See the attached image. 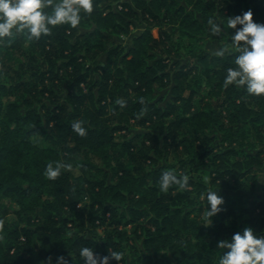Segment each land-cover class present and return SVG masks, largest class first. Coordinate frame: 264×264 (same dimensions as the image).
<instances>
[{"label":"trees","instance_id":"1","mask_svg":"<svg viewBox=\"0 0 264 264\" xmlns=\"http://www.w3.org/2000/svg\"><path fill=\"white\" fill-rule=\"evenodd\" d=\"M248 10L264 23V0H93L76 27L0 39V264H86L85 246L125 253L110 264H219V240L264 235V95L224 84L238 54L227 21ZM138 26L130 45L117 40ZM223 39V57L201 45ZM55 162L66 167L50 179ZM169 169L190 187L161 191ZM208 190L225 201L212 223Z\"/></svg>","mask_w":264,"mask_h":264},{"label":"clouds","instance_id":"2","mask_svg":"<svg viewBox=\"0 0 264 264\" xmlns=\"http://www.w3.org/2000/svg\"><path fill=\"white\" fill-rule=\"evenodd\" d=\"M48 8L51 9L50 12L45 11ZM92 11L93 0H0V39L24 30H27L29 39H39L42 35L50 34L53 26L68 24L76 27L82 20L81 13L90 14ZM208 23L213 33H221V23L211 18ZM227 27L235 29L234 33H230L229 45L238 54L235 59L236 67H229L227 70L225 86L235 84L244 87L250 95H264V23L254 21L252 11L248 10L242 15L229 17ZM228 50L229 46L221 47L214 55L223 57ZM117 103L123 106L125 102L118 100ZM142 115L143 111L137 118ZM83 125L84 121L77 120L72 124L73 131L80 136L86 135L87 129ZM64 167L66 165L61 162H55V166L49 164L45 174L48 178L55 179ZM159 185L163 192H167L174 185L185 190L190 187L189 176L187 174L178 176L175 169H169L161 174ZM201 195L208 204L203 218L212 223V217L222 211L224 197L219 191L213 190ZM217 246L221 250H228L220 255L219 264H264V235L258 234L252 227H245L243 232L234 233L231 240H219ZM109 253L110 255H99L93 248L87 246L79 251L86 264H110L112 259L121 261L125 255L122 251ZM54 264L68 262L61 255L56 258Z\"/></svg>","mask_w":264,"mask_h":264},{"label":"rangeland","instance_id":"3","mask_svg":"<svg viewBox=\"0 0 264 264\" xmlns=\"http://www.w3.org/2000/svg\"><path fill=\"white\" fill-rule=\"evenodd\" d=\"M165 28L168 29V30H170L171 29V26L170 25H165ZM140 30H141V27H139V26L136 27V28H133L131 30V32H130L129 35H126L124 37H121L120 39H117V40L120 41V42H122V43H124V44H126V45H130L132 36L134 34L139 33ZM151 32H152V34L154 36H157L158 35V31H157L156 28H153L151 30ZM225 44H226V40H224V39L221 40V41L208 40V41H205V42H202L201 43V45L204 48H206L208 51H210L212 53H215L221 47L226 46ZM24 46H26V45H24ZM184 56L185 55L181 54V57L182 58L180 57L181 58V62L183 64L184 63H187V61H188L187 58L184 57ZM14 57H15V59H13V61L11 62V64H12L13 68L17 70L18 69V66L20 65L19 59L24 60V57H21L18 54H15ZM8 73H9V75H11V76L13 75L14 76L13 71H9ZM14 80H17V78L14 77ZM184 93H186V91H184ZM17 97L18 98L23 97V93L22 92H19L17 94ZM156 98L157 99H160V100L161 99L166 100L168 98L167 90L166 89L160 90L159 91V94H158V96ZM6 100H8V99H6ZM141 132H146L147 133L148 130H145L143 128H140L139 126H132L131 131L129 133V136L132 137V136L137 135L138 133H141ZM122 134H123V132H117L116 133V137H118L119 135H122ZM35 140H36V142H39L40 143V137H35ZM146 143H148V142L146 141ZM177 157H178V151L172 150V151H170V153L168 155H166V156L163 157V161L173 162ZM259 182H260V190L258 191V196L262 197L264 195V174L261 173V172H259Z\"/></svg>","mask_w":264,"mask_h":264}]
</instances>
